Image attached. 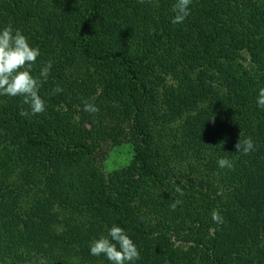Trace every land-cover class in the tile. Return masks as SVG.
I'll use <instances>...</instances> for the list:
<instances>
[{
  "label": "trees",
  "instance_id": "16d2710c",
  "mask_svg": "<svg viewBox=\"0 0 264 264\" xmlns=\"http://www.w3.org/2000/svg\"><path fill=\"white\" fill-rule=\"evenodd\" d=\"M175 2L0 0V29L40 50L31 74L52 62L44 113L0 95V264H111L90 242L114 224L134 264H264V82L234 65L264 66V0H192L174 25ZM95 139L129 143L132 161L105 176Z\"/></svg>",
  "mask_w": 264,
  "mask_h": 264
},
{
  "label": "clouds",
  "instance_id": "9594fccd",
  "mask_svg": "<svg viewBox=\"0 0 264 264\" xmlns=\"http://www.w3.org/2000/svg\"><path fill=\"white\" fill-rule=\"evenodd\" d=\"M141 4L145 0H139ZM151 2V0H149ZM192 0H176L172 6L174 17L172 23L182 24L190 15L189 5ZM40 50L38 47H32L28 38L22 34L18 28L14 29L11 24L0 29V95L9 97L22 96L23 103L30 106L31 113L42 114L46 110L45 101L38 94L42 82H46L52 62L48 61L41 67L39 76L34 77L31 72L35 65ZM63 91L60 86H56L52 90V95L59 94ZM83 110L95 114L99 112V108L85 100ZM257 106L264 109V88L259 89L257 97ZM21 115H27L25 111H21ZM240 139L235 144L238 153L248 155L256 150V146L251 137ZM224 141L221 142L223 144ZM220 168L232 169L233 163L227 158H220L218 161ZM185 180H181V184H185ZM180 196L184 195V191L180 186L175 189ZM182 204V200L175 199L170 205L174 211L178 205ZM211 219L216 224H223L224 219L219 210H213ZM90 254L93 256L104 255L111 264H134L140 259V252L133 240L128 236L125 229L113 225L106 236H101L90 242Z\"/></svg>",
  "mask_w": 264,
  "mask_h": 264
},
{
  "label": "rangeland",
  "instance_id": "374dc122",
  "mask_svg": "<svg viewBox=\"0 0 264 264\" xmlns=\"http://www.w3.org/2000/svg\"><path fill=\"white\" fill-rule=\"evenodd\" d=\"M234 65L242 77L258 84L264 82V66L256 64L247 53L239 54ZM92 148L97 167L105 176L127 167L134 156L133 148L129 143L116 145L109 140L95 139Z\"/></svg>",
  "mask_w": 264,
  "mask_h": 264
}]
</instances>
